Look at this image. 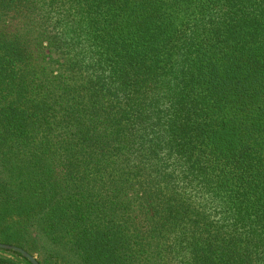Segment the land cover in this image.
Here are the masks:
<instances>
[{
	"label": "trees",
	"instance_id": "trees-1",
	"mask_svg": "<svg viewBox=\"0 0 264 264\" xmlns=\"http://www.w3.org/2000/svg\"><path fill=\"white\" fill-rule=\"evenodd\" d=\"M0 242L264 264V0H0Z\"/></svg>",
	"mask_w": 264,
	"mask_h": 264
},
{
	"label": "water",
	"instance_id": "water-1",
	"mask_svg": "<svg viewBox=\"0 0 264 264\" xmlns=\"http://www.w3.org/2000/svg\"><path fill=\"white\" fill-rule=\"evenodd\" d=\"M0 249L9 252L18 253L23 258L27 259L31 264H41L36 255L30 253L29 251H27L26 249L20 246L0 242Z\"/></svg>",
	"mask_w": 264,
	"mask_h": 264
}]
</instances>
